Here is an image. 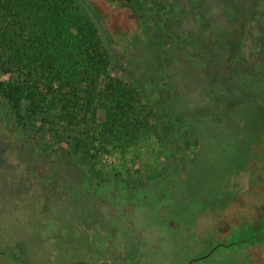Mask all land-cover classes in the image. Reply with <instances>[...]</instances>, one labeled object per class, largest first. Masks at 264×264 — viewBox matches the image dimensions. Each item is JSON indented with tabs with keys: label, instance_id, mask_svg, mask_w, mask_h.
Wrapping results in <instances>:
<instances>
[{
	"label": "rangeland",
	"instance_id": "rangeland-1",
	"mask_svg": "<svg viewBox=\"0 0 264 264\" xmlns=\"http://www.w3.org/2000/svg\"><path fill=\"white\" fill-rule=\"evenodd\" d=\"M84 2L95 18H103L118 55L135 57L138 44L143 56L137 63L149 67L151 45L145 40L155 32V20L115 15L111 10L117 5L110 0ZM201 2L211 16H204L203 9L190 12L186 0H173L181 21L172 29L188 39L183 49L192 53L186 56L192 62L211 54L214 62L205 64L206 74L197 83L211 84L214 95L224 90L228 101L222 113L201 115L203 96L183 84L185 63L176 57L170 84L177 111L189 108L197 127L207 123L212 128L193 169L204 189L171 192L155 186L150 177L158 175L163 161L154 143L137 157L117 151L97 155L96 150V156L86 157L67 143L66 126L54 117L30 119L22 111L18 123L0 99V264H254L244 250L217 247L212 218L231 198L227 192L222 196V182L242 178L247 163L264 161V0ZM207 38L213 42L208 51L202 48ZM221 40L241 47L234 75ZM112 74L127 80L115 65ZM5 79L0 71V82ZM254 166L249 175L257 172Z\"/></svg>",
	"mask_w": 264,
	"mask_h": 264
},
{
	"label": "trees",
	"instance_id": "trees-1",
	"mask_svg": "<svg viewBox=\"0 0 264 264\" xmlns=\"http://www.w3.org/2000/svg\"><path fill=\"white\" fill-rule=\"evenodd\" d=\"M110 1L116 2V10L102 3L115 15L131 13L137 19L155 20V32L145 40L151 45L149 67L137 63V57L143 56L142 46L137 43L135 57L128 53L130 56L123 59L118 55L105 32L108 27L101 25L103 18H95L84 0H0V71L7 75L0 82V99L18 123L22 111L30 119L41 114L54 117L57 124L66 126L67 143L86 157L96 156L93 150L97 155L117 151L124 157H137L144 146L154 143L160 150L163 168L150 181L171 192L178 187L199 192L204 185L193 169L203 158L204 137L212 128L207 123L197 127L189 108L181 112L183 115L177 111L170 70L175 57L183 59L182 82L191 93L197 90L203 96L200 112L210 118L222 113L228 101L224 90L214 95L211 84L197 83L214 58L209 53L197 62L186 57H193L183 49L188 39L172 29L181 21L176 17L173 0ZM186 1L190 12L203 9L204 16L210 15L201 0ZM196 41L192 43L198 50ZM204 43V50L213 46L209 39ZM231 43L221 40L232 62L229 72L234 75L239 72L241 47ZM113 65L127 80L112 74ZM242 70L246 72L247 66ZM183 84L180 87L184 88ZM253 166L258 170L249 175L248 169ZM242 169V178L229 177L220 185L222 196L227 192L231 198L212 218V224L218 226L217 247L244 250L254 264H263L264 161L249 162Z\"/></svg>",
	"mask_w": 264,
	"mask_h": 264
}]
</instances>
